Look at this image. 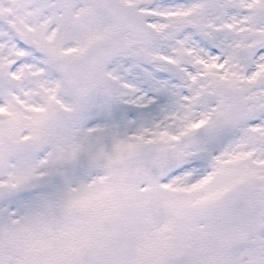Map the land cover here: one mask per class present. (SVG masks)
Masks as SVG:
<instances>
[{
	"label": "snow or ice",
	"instance_id": "snow-or-ice-1",
	"mask_svg": "<svg viewBox=\"0 0 264 264\" xmlns=\"http://www.w3.org/2000/svg\"><path fill=\"white\" fill-rule=\"evenodd\" d=\"M0 264H264V0H0Z\"/></svg>",
	"mask_w": 264,
	"mask_h": 264
}]
</instances>
